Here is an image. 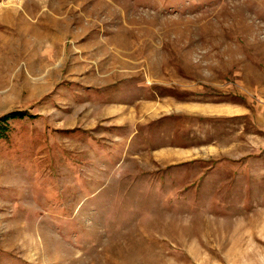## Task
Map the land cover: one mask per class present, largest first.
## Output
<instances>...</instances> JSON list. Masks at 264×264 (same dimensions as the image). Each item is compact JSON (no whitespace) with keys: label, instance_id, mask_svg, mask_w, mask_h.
Wrapping results in <instances>:
<instances>
[{"label":"rangeland","instance_id":"1","mask_svg":"<svg viewBox=\"0 0 264 264\" xmlns=\"http://www.w3.org/2000/svg\"><path fill=\"white\" fill-rule=\"evenodd\" d=\"M0 264H264V0H0Z\"/></svg>","mask_w":264,"mask_h":264}]
</instances>
